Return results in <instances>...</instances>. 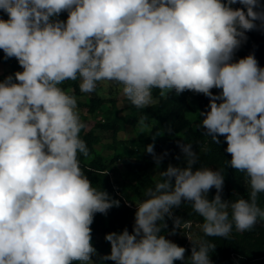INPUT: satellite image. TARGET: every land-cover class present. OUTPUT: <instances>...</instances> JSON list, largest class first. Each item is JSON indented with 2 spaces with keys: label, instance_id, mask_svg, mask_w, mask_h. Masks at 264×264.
I'll return each mask as SVG.
<instances>
[{
  "label": "clouds",
  "instance_id": "obj_1",
  "mask_svg": "<svg viewBox=\"0 0 264 264\" xmlns=\"http://www.w3.org/2000/svg\"><path fill=\"white\" fill-rule=\"evenodd\" d=\"M258 6V0H0L8 17L0 18V50L22 68L0 81V264H94V215L119 206L81 168L79 156L89 151L79 135L85 125L75 96L59 86L78 78L82 93L101 81L122 85L137 108L151 104L153 89L208 97L200 126L217 145L224 137L228 166L244 173L250 188L249 199L223 200L221 171L194 169L197 153L179 143L185 166L160 172L163 179L136 205L132 232L106 234L111 251L102 260L184 262L186 249L161 234L166 217L173 220L170 235L191 228L173 214L182 202L203 217L208 237L264 220L256 202L264 193V67L254 54L233 60L245 33L256 21L264 26ZM64 12L66 21L54 19ZM145 151L160 164L153 144ZM184 236L192 243L191 264H212L215 245L201 240L197 247L191 232Z\"/></svg>",
  "mask_w": 264,
  "mask_h": 264
},
{
  "label": "trees",
  "instance_id": "obj_2",
  "mask_svg": "<svg viewBox=\"0 0 264 264\" xmlns=\"http://www.w3.org/2000/svg\"><path fill=\"white\" fill-rule=\"evenodd\" d=\"M258 4L259 6L255 10L264 11V0H258ZM232 7L244 8L239 3L232 5ZM0 18L7 19L8 17L6 13L0 11ZM54 19L66 21L67 12L61 13L59 17ZM256 24V29L245 33L247 39L235 51L237 53L235 60L254 54L259 65L264 67V26H261L260 21H256ZM1 64L7 69L3 72L0 71V81L10 75L14 77L15 72L22 71L18 61L15 58H5L2 50H0ZM79 83V80H68L59 85L68 94L75 96L77 107L87 108L90 114H94L104 108L106 103H110V107L106 111L107 118L104 121L83 119L82 122L85 127L79 134L80 138L86 142L89 150L87 156L82 154L79 156L81 168L85 171L94 188L98 191H106L111 199L119 201V206H113L106 214L96 213L94 215L91 225V243L96 251L104 248L111 251L110 243L105 240L106 234L121 233L125 228L130 233L132 232L137 210L136 205L146 199L145 191L147 188H154L155 184L163 179L160 175L161 171H165L170 164L185 166L183 154L178 147L179 143L191 144L193 151L197 153L194 169L207 167L221 171L224 176L221 193L223 200H228L231 203L240 198L249 199L248 178L244 173L237 172L227 164L231 156L225 151L227 144L224 137H219V145L213 143L211 137L205 135L200 126L202 117H193L198 112L209 110L208 97L203 94L190 97L191 91H185L179 95L173 91L161 96L159 89H153L152 96L158 99L156 102L144 108H137L129 101L127 106L129 112L125 115H119L116 100L102 97L98 93V87L90 93L87 101L77 99L78 95L86 94L80 91ZM70 86L73 88L72 90H68ZM219 91L218 89L212 90L214 95L218 94ZM142 119L148 123L155 121L149 136L138 141L139 145L133 147L131 152L119 156V160L124 166L123 181L132 195V198H127L121 191L118 180H114L108 173V171H112L117 156L110 160L96 148V145L101 142L98 130H113L116 135L122 129L120 120L134 125ZM90 122L93 124L89 128ZM149 144L154 145L156 156H159L160 152L162 153V160L159 165H157L153 155L145 151ZM139 146L142 151H140ZM157 166H159V172L155 176L152 169ZM116 186L120 188L121 194L117 193ZM215 195L216 189L212 188L207 193V198L211 201ZM256 202L257 206L264 210V193L258 194ZM173 214L181 217L184 221H191V232L195 231L196 224L204 223L203 217L194 212L190 202H182L179 208H173ZM165 220L167 228L161 234L166 237L173 228V220L167 217ZM229 220L231 221L230 210ZM179 232L180 230L176 231V233ZM201 240H206L215 245V250L209 251L210 260L223 258L228 264H264V220L260 218H258L256 225L248 231L239 232L233 226L227 237H208L204 235L203 231L198 232V237L193 238L194 246L198 247ZM174 243L186 249L185 261L177 260L174 264H191L189 257L191 256L192 243L185 236L177 239ZM92 259L95 264L101 262L97 253Z\"/></svg>",
  "mask_w": 264,
  "mask_h": 264
},
{
  "label": "rangeland",
  "instance_id": "obj_3",
  "mask_svg": "<svg viewBox=\"0 0 264 264\" xmlns=\"http://www.w3.org/2000/svg\"><path fill=\"white\" fill-rule=\"evenodd\" d=\"M236 57H237V53L235 52L233 56V60H235ZM6 69H7L6 66L2 64L0 65L1 72H3ZM77 80H79V78ZM97 87H98V93L102 97L116 100L117 102L116 108L119 110V115H125L126 113L129 112V110L127 109L129 100H127V98L123 96L122 85L110 81H101L97 83ZM72 89L73 88L71 86L68 88V90H72ZM196 94L197 93L191 92L190 97H194ZM89 95L90 93L78 95L77 99H79L80 101H87L89 99ZM157 100L158 99L156 97L152 96L151 104L156 102ZM109 107H110V103H106L104 108L100 109L94 114H90L87 108L77 107V112L80 116L81 121L85 118H89L94 121L95 120L104 121L107 118L106 111L108 110ZM199 113L200 112H198L196 115H193V117H200ZM142 120H140L137 124L134 125L130 123H126L123 120H120L122 129L116 135L113 130H98V133L101 137V142L96 145V148L100 153L107 156L108 159L110 160L114 156H117L116 161L114 162V165L112 167L111 173L114 177L113 179L118 180V185H120L121 191L123 192L124 195L127 196V198H132V195L130 190L123 181L124 166L122 165V162L119 160V156H121L123 153L127 154L131 152L133 147L139 145L138 141L145 139L149 136L152 126L155 124V121H153L152 123H148L145 120H143V123H141ZM92 124L93 122H90L88 127L90 128ZM140 151H142L141 147H140ZM159 156L162 157L161 152L159 153ZM158 172H159V166L152 169L153 175L157 176ZM201 226L202 224L199 223L196 224V228L194 232H191L190 229H183L179 233H176L175 235H170L168 232L166 238L171 240L172 242H175L177 239L183 238L185 232H191L192 238H196L198 237V232L202 231ZM96 253L99 254L101 258L100 264H114L111 260H102V257L110 254L109 249H105V248L98 249ZM211 261L212 264H228V262H226L225 259L223 258H218Z\"/></svg>",
  "mask_w": 264,
  "mask_h": 264
},
{
  "label": "built area",
  "instance_id": "obj_4",
  "mask_svg": "<svg viewBox=\"0 0 264 264\" xmlns=\"http://www.w3.org/2000/svg\"><path fill=\"white\" fill-rule=\"evenodd\" d=\"M111 172H112V171H108V173L110 174V176H111L112 178H114ZM116 190H117V193H118V194H121L120 191H119V188H118L117 186H116Z\"/></svg>",
  "mask_w": 264,
  "mask_h": 264
}]
</instances>
